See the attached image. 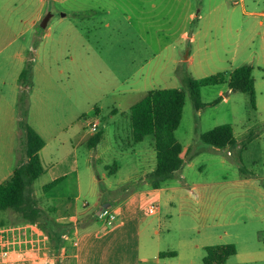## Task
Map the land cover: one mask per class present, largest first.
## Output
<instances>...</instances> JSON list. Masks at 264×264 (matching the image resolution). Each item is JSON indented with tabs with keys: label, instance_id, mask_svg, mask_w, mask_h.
Returning <instances> with one entry per match:
<instances>
[{
	"label": "rangeland",
	"instance_id": "1",
	"mask_svg": "<svg viewBox=\"0 0 264 264\" xmlns=\"http://www.w3.org/2000/svg\"><path fill=\"white\" fill-rule=\"evenodd\" d=\"M21 2L22 7L16 10L2 5L0 8V151L7 142L21 152V160L25 158L16 101L20 92L17 78L29 62L31 74L24 86L26 123L49 148L55 136L71 133H75V137L71 134L75 146V140L89 135L81 118L96 114L98 131H103L101 143L94 149L82 143L76 149L81 172L90 166L100 181L105 165H137L140 171L147 167L150 137L135 145L133 151L118 154L119 147L131 144L129 108L146 93L163 88L184 90L185 75L196 80L227 75L246 56L234 58L231 34L222 26H213L214 21L221 22L231 12V5L213 10L209 0ZM235 10L240 13V5ZM251 11L246 8V12ZM45 18L46 26L42 28L40 23ZM251 47L245 44L244 49ZM185 93L175 135L182 147L189 148L181 168L167 182L184 184L182 197L163 215L165 223H155L154 228L160 234L170 230L172 238L165 246L175 253L173 261L177 264H202L204 248L220 244H231L236 249L225 264H245L244 254L262 246L254 229L264 228L248 218L257 207L256 197L248 183L240 182V168L256 172L264 183V135L258 136L260 127L246 94L227 93L225 85L203 87L202 107L197 113ZM221 124L232 125L237 140L244 135L239 146L214 149L200 142L199 134ZM7 171L0 170V181ZM48 182L46 172L32 185L33 195L45 206L50 205V195L41 187ZM100 189H104L102 182ZM125 194L118 192L113 197ZM84 200L93 207L89 195ZM143 206H156L155 200L147 199ZM158 206L164 213L165 206ZM0 220L13 223L16 218L4 212ZM187 244L193 250L187 252Z\"/></svg>",
	"mask_w": 264,
	"mask_h": 264
},
{
	"label": "crops",
	"instance_id": "2",
	"mask_svg": "<svg viewBox=\"0 0 264 264\" xmlns=\"http://www.w3.org/2000/svg\"><path fill=\"white\" fill-rule=\"evenodd\" d=\"M209 2L213 10L219 9L221 5L223 7L231 5V12L227 13L221 22L214 21L213 26H222L223 30L231 34L234 39V58L246 55L244 62L236 67L241 65L253 67L252 76L256 98L255 108L252 110L255 123L260 127L258 136L262 138L264 135V0H209ZM1 5L3 8L8 9L7 6H9V9L16 10L22 7V2L21 0H0V8ZM237 5H240V13L235 10ZM246 8L252 11L246 12ZM249 43L252 46L251 49H244L245 44L249 45ZM227 93L231 92L227 89ZM71 134L75 137V133ZM71 134L55 136L50 141V148L44 141V147L39 151V158L44 169L42 175L48 172L49 182L60 179L47 194L50 195V205L55 208V221L67 228L68 232L63 234L65 238L62 237L64 244L58 248L52 247L48 237L37 224L8 222L0 227L24 226L26 234L36 239V247L32 250L12 251L6 258L0 257V264H177L173 261L176 255L174 257L160 256V253L172 252L165 246L166 241L172 238L170 230L160 234L159 230L154 228V224L163 225L165 223L163 215H166L172 208L175 200L182 197V185L184 184L175 181L167 185L170 181L168 180L159 188L154 189L143 180L144 176L155 167L152 138L147 136L150 138L147 139L148 156L145 159L147 166L145 169L140 171L137 165L125 167L118 164L115 170L109 172V166L105 165V173L100 181L95 178L90 166L81 172L78 164L76 148L82 143L87 146L91 134L75 140V146H72ZM147 137L138 144L143 143ZM242 137L244 135L240 136L241 140L235 138V147L240 145ZM101 141L102 138L99 143ZM135 145L137 144L131 142L128 148L119 147L118 154L123 155L133 151ZM188 148L189 146L182 147L183 162L185 160L183 155ZM20 156L21 152L15 146L5 142L0 151V170L8 171L0 183L9 177L15 165L22 161ZM252 173L253 176L240 174V182L248 183L256 197L257 207L248 218L255 220L264 228V183L261 182L259 174ZM106 176L116 177L117 180L111 181ZM100 182L104 183L103 191L100 189ZM127 183H138L137 185L142 187L119 192L126 194L122 198L120 196L114 198L113 195ZM87 195L94 200L93 207H90L89 203L84 200V196ZM147 199L155 200L157 212L154 215H143L144 209L149 207L143 206ZM158 205L165 206L164 213H161ZM101 207L109 208L116 214L117 219L114 224L108 226L97 218ZM2 213L4 212H0V215ZM254 232L258 233V242L262 246H259L257 252L251 251L244 254L243 263L245 264L264 263V237L262 235L264 229L255 228ZM180 245L182 247L184 243L181 242ZM189 248L193 250V247L187 244V252ZM189 257L187 255V258Z\"/></svg>",
	"mask_w": 264,
	"mask_h": 264
},
{
	"label": "trees",
	"instance_id": "3",
	"mask_svg": "<svg viewBox=\"0 0 264 264\" xmlns=\"http://www.w3.org/2000/svg\"><path fill=\"white\" fill-rule=\"evenodd\" d=\"M253 67L241 65L225 74H215L201 79H194L185 75L182 79L184 90L178 88H163L146 93L128 111L129 139L138 144L145 137L150 136L155 152V167L147 173L143 180L151 188L157 189L160 185L174 177L176 171L183 164L181 158L182 146L176 138L175 132L180 125L182 111L188 93L195 111L202 107L200 90L206 86L226 85L228 91L241 92L248 96L250 107L255 108V88L252 76ZM31 74V64L25 63L18 75L17 83L20 86L16 106L18 110L17 127L24 135L25 158L17 163L10 176L0 183V212H11L15 215V223L37 224L46 234L50 245L58 248L64 244L62 235L67 231L66 226L57 223L54 219L55 208L52 205H41L33 195L32 185L43 173L44 169L39 158V151L44 147V140L26 123L27 117V88ZM218 101L215 100L213 103ZM103 131L99 130L87 142V147L93 149L102 138ZM200 142L214 149L233 148L236 139L233 127L230 124H221L199 134ZM116 164L108 167L109 172L115 170ZM242 175L253 176L252 172L240 168ZM60 179L44 184L43 193H47ZM138 183H127L120 187L118 192H125L136 188ZM8 221H0V225ZM205 255L202 264H225L236 254L231 244L212 245L204 248ZM160 256L174 257V252L160 253Z\"/></svg>",
	"mask_w": 264,
	"mask_h": 264
},
{
	"label": "built area",
	"instance_id": "4",
	"mask_svg": "<svg viewBox=\"0 0 264 264\" xmlns=\"http://www.w3.org/2000/svg\"><path fill=\"white\" fill-rule=\"evenodd\" d=\"M81 121L91 135L98 132L99 120L96 114L93 113V116L88 119L82 117ZM156 212V206H149L144 209L143 215L150 216ZM97 218L108 226L114 224L117 219L112 210L104 207L99 209ZM62 237L65 238V235ZM35 247L36 239L32 235L26 234L24 226L0 227V257L6 258L12 251L32 250Z\"/></svg>",
	"mask_w": 264,
	"mask_h": 264
},
{
	"label": "water",
	"instance_id": "5",
	"mask_svg": "<svg viewBox=\"0 0 264 264\" xmlns=\"http://www.w3.org/2000/svg\"><path fill=\"white\" fill-rule=\"evenodd\" d=\"M47 19H43L40 23V27L44 28L46 26Z\"/></svg>",
	"mask_w": 264,
	"mask_h": 264
}]
</instances>
